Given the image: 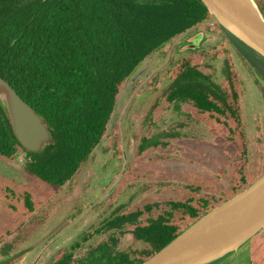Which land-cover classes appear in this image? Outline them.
Here are the masks:
<instances>
[{
	"label": "trees",
	"instance_id": "trees-1",
	"mask_svg": "<svg viewBox=\"0 0 264 264\" xmlns=\"http://www.w3.org/2000/svg\"><path fill=\"white\" fill-rule=\"evenodd\" d=\"M256 2L264 11V0ZM203 30L218 40L188 41ZM181 40L155 89L146 88L155 96L120 178L94 221L47 264H140L256 180L264 121L259 114L248 135L234 51L263 102L264 60L234 41L202 0H0V76L52 135L41 151L25 150L0 105V158L24 176L0 174V264L23 256L46 218L38 213L96 150L129 76Z\"/></svg>",
	"mask_w": 264,
	"mask_h": 264
},
{
	"label": "rangeland",
	"instance_id": "rangeland-1",
	"mask_svg": "<svg viewBox=\"0 0 264 264\" xmlns=\"http://www.w3.org/2000/svg\"><path fill=\"white\" fill-rule=\"evenodd\" d=\"M198 34L200 36L196 41H188L193 45L200 42L207 45L218 40L217 35L204 30ZM183 47L185 45L181 40L172 44L166 56L158 52L152 54L126 80L107 131L96 150L77 174L38 213L37 218H44V215L46 218L40 221L38 231L28 243L21 264H47L61 248L94 221L100 209L99 203L109 195L120 178L144 127V118L153 99H149L150 93L146 92V88L151 84V91L155 89L156 74L171 58L180 54L179 50ZM234 59L244 83L243 113L247 133L251 136L255 132L259 114L264 121V102L249 64L236 51ZM0 174L17 181L24 180L20 170L1 158ZM117 174L119 177H116ZM248 255L256 256L258 262L264 261V228L243 243L236 252L216 264H225L229 259L234 258L235 261Z\"/></svg>",
	"mask_w": 264,
	"mask_h": 264
},
{
	"label": "water",
	"instance_id": "water-1",
	"mask_svg": "<svg viewBox=\"0 0 264 264\" xmlns=\"http://www.w3.org/2000/svg\"><path fill=\"white\" fill-rule=\"evenodd\" d=\"M234 41L264 60V15L256 0H202ZM200 34L194 36V41ZM195 46V45H194ZM0 105L27 151L51 142L45 119L0 76ZM264 228V172L212 207L140 264H216ZM18 257L8 264H21Z\"/></svg>",
	"mask_w": 264,
	"mask_h": 264
},
{
	"label": "flooded vegetation",
	"instance_id": "flooded-vegetation-1",
	"mask_svg": "<svg viewBox=\"0 0 264 264\" xmlns=\"http://www.w3.org/2000/svg\"><path fill=\"white\" fill-rule=\"evenodd\" d=\"M259 6V5H258ZM261 9V7L259 6ZM262 14L264 15V11L261 9ZM256 256H244V257H239L238 260L234 261V258L227 260L225 264H264V261L258 262L255 260Z\"/></svg>",
	"mask_w": 264,
	"mask_h": 264
}]
</instances>
